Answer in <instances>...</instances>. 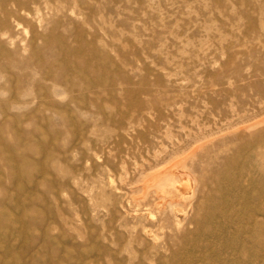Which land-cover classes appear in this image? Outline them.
Segmentation results:
<instances>
[{
	"label": "rangeland",
	"instance_id": "rangeland-1",
	"mask_svg": "<svg viewBox=\"0 0 264 264\" xmlns=\"http://www.w3.org/2000/svg\"><path fill=\"white\" fill-rule=\"evenodd\" d=\"M34 12L0 28V264H264L225 178L264 128V0ZM68 69L91 84L62 94Z\"/></svg>",
	"mask_w": 264,
	"mask_h": 264
},
{
	"label": "bare ground",
	"instance_id": "bare-ground-1",
	"mask_svg": "<svg viewBox=\"0 0 264 264\" xmlns=\"http://www.w3.org/2000/svg\"><path fill=\"white\" fill-rule=\"evenodd\" d=\"M56 1H60V0H0V28L3 29L8 25V19L10 17H15V16L20 17L23 14L28 15V16L33 15L35 13L34 12L35 9H37L38 7H40V6H51L52 3L56 2ZM0 34H5V32L2 31V32H0ZM61 51L66 56V48L61 46ZM108 66H110V65H108ZM40 68L42 71V73H40V81L41 80L45 81L48 77L47 71L44 70V67H40ZM108 69H110V67H108ZM63 74H66V75L63 77L62 80H59L58 82L56 81V83L58 86L63 88L62 94L64 93V95H67V96L70 95L74 91V89L77 87L88 86L91 84L88 81V79H86L85 77H81L78 80V77H80V76L77 75L75 77L76 72L74 70L73 71H71L69 69L65 70V72ZM68 75L73 76V78H75L78 81L76 83H74V82L69 83L68 79L66 78V77H68ZM11 82H12V79H11L10 72L8 70H6L5 68L0 67V92H2L3 94L10 92L11 89L9 87H10ZM128 89L126 91H128ZM31 91H32V89H31ZM128 94H129V92H128ZM0 96H1V94H0ZM22 97H24L25 100H35V99H38V97H40V95L36 92L31 94L30 91H28V92L25 91V93L22 95ZM122 103H124V102H122ZM251 149H250L251 154L249 155V157L247 156L248 160H247L246 165L243 168H241L239 170V172L236 173V175H232L230 172V174L226 173V177H225V178H228L227 182H228V186H230L229 191L233 195L232 200L230 199L232 210H230V209L229 210H230L231 214L235 215V217H238L237 218L238 223L235 222V225H232L233 220L231 221L230 219H228V220L226 219L228 228H229V224L231 226H234V229H233V227L230 229H232V233L234 232L233 230H235L234 233L238 234V232L241 231L240 229L241 228L243 229V227H240L241 224H244V225L246 224V226H249L250 231L248 232L249 235L247 234V237H246L247 241L254 239L252 237L253 235H251V233L253 231H257L260 233H262L264 231V128L260 131V136L255 139ZM222 173H224V172H222ZM167 180L171 181L172 182L171 184L177 186V188L179 190H181L183 193H185V189L187 187L190 188L189 186L191 183L186 178L171 177V178H167ZM243 200H244V203L242 206V205H240V203ZM221 201H223V200H221ZM236 201L238 202L237 205H235ZM226 208H228V207H226ZM244 210H246V212L248 210V212L250 213V214H248V213L245 214V215H247V217L246 216L244 217V215H242V214H244L243 213ZM174 211H175V209H174ZM230 212H228V213H230ZM140 215L148 216V213L146 214L145 212H142V213H140ZM210 216H212V215L210 214ZM210 218H213V216ZM190 221H192V220H190ZM204 221H205V219H204ZM208 224L209 223H207L206 225H208ZM237 224H240V226H239L240 229H239V227H237ZM226 227L227 226H225V228ZM143 233L147 239L151 240V242H154L155 236L151 230L144 228ZM243 235H244V233H243ZM259 235H261V234H259ZM236 237H239V236L237 235ZM246 240L244 242H246ZM235 246H237V245H235Z\"/></svg>",
	"mask_w": 264,
	"mask_h": 264
}]
</instances>
